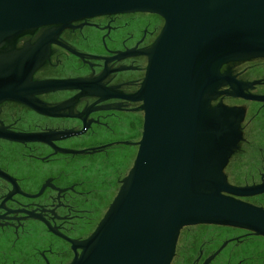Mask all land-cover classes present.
I'll return each mask as SVG.
<instances>
[{
  "label": "flooded vegetation",
  "instance_id": "1",
  "mask_svg": "<svg viewBox=\"0 0 264 264\" xmlns=\"http://www.w3.org/2000/svg\"><path fill=\"white\" fill-rule=\"evenodd\" d=\"M163 23L154 13L124 12L0 36V64L38 58L14 97L0 100V264H70L80 252L76 244L92 233L135 157L143 111L133 98ZM220 72L233 80L212 103L243 111L227 180L264 185V58L230 61ZM51 81L75 82L41 85ZM235 197L264 208V191ZM194 226L219 232L200 233L193 248L199 234L181 238L183 228L171 264H264V236Z\"/></svg>",
  "mask_w": 264,
  "mask_h": 264
},
{
  "label": "water",
  "instance_id": "2",
  "mask_svg": "<svg viewBox=\"0 0 264 264\" xmlns=\"http://www.w3.org/2000/svg\"><path fill=\"white\" fill-rule=\"evenodd\" d=\"M124 12L164 21L133 98L141 101L142 132L113 199L70 264H171L181 230L194 225L264 236V208L235 197L264 185L236 187L224 172L243 111L212 103L223 81L233 80L220 72L224 63L264 58V0H0V36ZM28 60L0 64V100L14 97L15 82L37 65L34 53Z\"/></svg>",
  "mask_w": 264,
  "mask_h": 264
},
{
  "label": "rangeland",
  "instance_id": "3",
  "mask_svg": "<svg viewBox=\"0 0 264 264\" xmlns=\"http://www.w3.org/2000/svg\"><path fill=\"white\" fill-rule=\"evenodd\" d=\"M132 163V160H127L126 161V170L130 167V164ZM201 225H204V224H201ZM190 226L186 227L183 229V232H182V235H181V238L183 237H186L187 235L191 234V235H195V234H199L197 237H191L192 241H191V245L193 246V248H199L200 247V244H201V240H202V237L200 238V233L202 232H209L210 233L212 231H218L219 229L216 228V227H213V226H194V227H190L191 229L189 230L190 232H187V233H184L186 232V229H188ZM209 227H212V228H209ZM188 231V230H187ZM219 232V231H218ZM203 237H205L203 235ZM200 240V241H199ZM179 246H181V243L179 242ZM221 247V246H220Z\"/></svg>",
  "mask_w": 264,
  "mask_h": 264
}]
</instances>
